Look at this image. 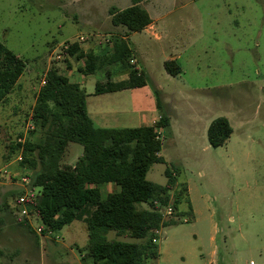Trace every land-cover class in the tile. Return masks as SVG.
Instances as JSON below:
<instances>
[{
    "label": "rangeland",
    "instance_id": "rangeland-1",
    "mask_svg": "<svg viewBox=\"0 0 264 264\" xmlns=\"http://www.w3.org/2000/svg\"><path fill=\"white\" fill-rule=\"evenodd\" d=\"M131 5V0H0V41L26 61L16 88L0 103V264H92L80 251L88 246L86 222L95 206L58 233H38L41 220L31 215L32 207L29 217L22 215L17 199L36 200L42 190L33 188V172L17 164L16 145L44 137L32 116L52 67L74 83L85 77L88 94L97 82L122 80L123 72L107 78L111 66L86 76L80 71L83 60L52 56L80 36L87 52L110 55L100 45L113 47L112 40L127 32L113 28L109 10ZM148 6L156 29L132 33L128 41L148 77L147 88L137 94L145 102L146 93L159 99L154 115L165 113L170 124L161 131L165 163L153 165L147 179L165 185L168 168L189 189L180 215L164 216L176 224L160 230V255L152 264H264V0H151ZM168 60H176L181 75L165 71ZM116 95L118 107L124 96ZM220 117L229 120L233 134L213 148L207 130ZM143 125L136 121L130 127ZM82 152L70 144L63 163L75 165ZM101 191L105 198L106 187ZM107 239L138 242L116 232Z\"/></svg>",
    "mask_w": 264,
    "mask_h": 264
},
{
    "label": "trees",
    "instance_id": "trees-1",
    "mask_svg": "<svg viewBox=\"0 0 264 264\" xmlns=\"http://www.w3.org/2000/svg\"><path fill=\"white\" fill-rule=\"evenodd\" d=\"M143 1L132 0V6L124 10L115 7L109 10L112 25L127 32L112 40L111 49H105L110 55L85 52L80 43L72 44L66 52V62L71 58L84 61L85 68L80 71L86 76L94 75L105 66L112 68L107 78L118 72L128 73L124 81L97 82L96 95L148 85L146 74L131 65L136 55L125 39L152 24L149 13L141 5ZM164 68L173 77L182 74L175 60L166 61ZM25 70L26 61L0 41V103L14 91ZM44 79L32 116L44 137L39 142L25 140L16 145L23 157L20 167L33 172L32 186L42 190L31 205V215L38 216L43 235H47L58 233L79 220L88 206L94 205L96 209L86 222L88 246L80 251L83 258L90 259L92 264H152L160 255L157 231L176 224L164 220L163 209L171 205L179 216V206L189 194L187 185H178L176 174L174 176L168 168L165 186L147 179L153 165L165 163L157 129L169 126L167 115L162 114L153 126L98 128L87 111L86 91L78 83L56 67H52ZM157 103L160 108L159 99ZM232 134L233 128L225 117L215 119L207 130L208 142L213 148L224 146ZM70 144L83 148L75 165L63 163ZM108 185L115 189L104 198L101 188ZM142 204L149 209L139 210L137 206ZM109 232L139 243L110 241Z\"/></svg>",
    "mask_w": 264,
    "mask_h": 264
},
{
    "label": "crops",
    "instance_id": "crops-1",
    "mask_svg": "<svg viewBox=\"0 0 264 264\" xmlns=\"http://www.w3.org/2000/svg\"><path fill=\"white\" fill-rule=\"evenodd\" d=\"M150 1L151 0H144L141 3V5L149 13L150 18L152 20V24H150L142 32L153 31L156 29L155 18L152 16V14L150 12V6H148ZM131 4H133L132 0H131ZM117 9L121 10L119 8H117ZM122 10H124V9H122ZM109 20L111 22V16L110 15H109ZM113 28H116L117 30L124 29L122 27H114V26H113ZM130 35L131 34L127 35L125 37V39H127L129 41ZM100 47L101 48L105 47L102 52H106L105 49H107V47H108L107 50L111 49V46L109 44H102V45H100ZM100 47H96V48L98 49ZM96 48H94V49H96ZM130 48L133 49L132 47H130ZM90 51H92V50H90ZM85 52H87L86 49H85ZM135 55L136 56L133 60L134 61L133 65H135L137 69L142 71V69H140V67H139V57H138L136 51H135ZM121 75H122L121 81L128 79V73L127 72H123ZM85 81H86L85 77H81L76 82L78 84H80V86L86 91V88L84 86ZM113 82H115V81H113ZM145 88H147V86H144L141 88L123 90L120 92L107 93V94H102V95H96L95 92L91 93V94H88L86 92L87 111H88V114H89L91 120L93 121V124L98 128H106V129L133 128L130 126H131V124L135 123L136 121H140L141 125H143V123H146V125H143V126L156 125L159 122V120L161 119L162 114H165V113L159 112V113H157V116L154 115L155 108H158V103H157V100L154 99V97H152V95H153L152 93H146L147 94L146 95V99H147L146 102L143 99L139 100L141 98V95H138L137 92H138V90H143ZM116 94H123L122 96H124L123 102L120 103V106H118V107L114 105V100H113L116 96H119ZM129 96L132 97V99L129 98ZM206 127L207 126L204 125V129ZM157 131H158V134H159L160 139H161L162 128H158ZM161 156H162V152H161ZM165 185H163V186H165ZM160 186H162V185H160ZM112 189L114 190L113 185L106 186L107 194L111 193L113 191ZM188 192H189V189H188Z\"/></svg>",
    "mask_w": 264,
    "mask_h": 264
},
{
    "label": "built area",
    "instance_id": "built-area-1",
    "mask_svg": "<svg viewBox=\"0 0 264 264\" xmlns=\"http://www.w3.org/2000/svg\"><path fill=\"white\" fill-rule=\"evenodd\" d=\"M86 41V39L83 37V36H80V37H77V39L75 41H71V42H68V43H64L62 45H60L54 52V55L52 56L53 57V60L54 61H62L65 59V56H66V52L69 50L70 46L72 44H75V43H84ZM107 42L109 43L110 42V39H107ZM132 63H134V61H132ZM45 84V79L42 81V85ZM23 160V157H22V154H20L17 159H16V162L17 164H20ZM3 174L0 173V179L2 178ZM175 176V174H174ZM22 182H24V184H29L30 182V179L28 177H22ZM35 202V199H33L32 197H28L27 195H23V196H20L18 199H17V203L19 204L20 206V212L22 213V215L24 216H30V208H31V205H33ZM156 206L159 207V204L156 202L155 203ZM163 217L166 215H172L174 213V209L171 205L165 207L163 209ZM38 233H43V228L39 227L38 228ZM52 232L48 233L47 235H51ZM157 234L159 235L160 234V231H157ZM253 264V263H252Z\"/></svg>",
    "mask_w": 264,
    "mask_h": 264
}]
</instances>
